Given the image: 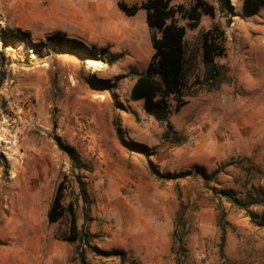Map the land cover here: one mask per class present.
I'll list each match as a JSON object with an SVG mask.
<instances>
[{
  "label": "rangeland",
  "instance_id": "rangeland-1",
  "mask_svg": "<svg viewBox=\"0 0 264 264\" xmlns=\"http://www.w3.org/2000/svg\"><path fill=\"white\" fill-rule=\"evenodd\" d=\"M70 1L101 7L105 21L134 34L142 53L111 56L108 45L103 54L97 48L88 54L80 41L18 30L0 13V264H83L79 253L84 264H121L113 251L129 259L125 264H264V229L220 193L231 191L241 201L264 197V6L250 16L240 0H229L225 12L217 0H204L215 16L202 15L195 29L177 14L193 70L198 36L214 25L225 32L226 53L216 60L219 84H194L172 114L165 140V124L130 94L153 51L145 48V10L128 16L119 3L145 0ZM170 1L184 10L195 2ZM46 28L83 35L59 21ZM49 37L76 54L56 52ZM65 146L79 163L71 162ZM194 166L222 172L207 186L191 174L159 181L149 168L177 175L193 173ZM59 183L64 206L74 207L86 235L83 243L61 240L66 218L48 222ZM81 183L97 198L90 205L81 200ZM251 209L264 217V206Z\"/></svg>",
  "mask_w": 264,
  "mask_h": 264
},
{
  "label": "trees",
  "instance_id": "trees-1",
  "mask_svg": "<svg viewBox=\"0 0 264 264\" xmlns=\"http://www.w3.org/2000/svg\"><path fill=\"white\" fill-rule=\"evenodd\" d=\"M217 2L222 12L231 9L229 0H217ZM240 2L244 13L250 16L257 15L264 6V0H240ZM119 6L130 16L135 15L138 9L145 10L146 24L152 34L151 45L153 53L145 71L136 76L131 88V95L135 100L142 101L143 109L148 115L159 123L165 124L166 130L162 138L168 140L173 129L170 118L173 113L178 112L186 104L185 97L191 96L190 90L194 88V84H200L210 89L215 88L219 84L221 72L216 60L224 57L226 53L225 32L221 26L214 25L200 33L198 36V66L196 70H193L191 53L186 43V28L177 22L176 16L177 14H182L188 20V26L191 29H195L198 27L202 15L215 16V7L213 5L206 3L204 0H195L192 7L184 10L181 7H173L170 0H145L140 6L128 7L123 3H120ZM227 24H230V22L227 21ZM49 40V45L56 52L76 54L73 47L62 48L55 37H49ZM87 51L90 54V50ZM99 52L103 54L105 50L102 49ZM95 58L93 55H87L86 60H94ZM200 65L203 67L201 72ZM200 74H202L201 77ZM190 78H194L193 84L189 81ZM2 83L3 78L0 76V87ZM121 143L126 147L134 148V146L124 141H121ZM64 148L71 162L79 163L75 150L68 146ZM149 168L152 176L159 181L182 179L191 174L207 186L214 182L218 174L222 172L221 168L208 172L203 166H194L193 173L189 171L170 175L159 173L153 167ZM79 191L83 203L90 205L91 199H88L86 185L81 183ZM220 193L230 205L244 211L252 223L264 229V217H260L251 209L253 206H264L263 196H256L252 199L241 201L231 191H222ZM62 198L63 184L59 183L47 211L48 222L55 223L66 218L67 230L61 240L71 244L83 243L86 235L81 234V230L78 228L74 207L71 204L64 206ZM85 214H88V208L85 210ZM112 254L121 257V264L129 261L122 252L113 251ZM79 256L84 264L83 254L79 253ZM130 264L137 263L131 260Z\"/></svg>",
  "mask_w": 264,
  "mask_h": 264
},
{
  "label": "crops",
  "instance_id": "crops-1",
  "mask_svg": "<svg viewBox=\"0 0 264 264\" xmlns=\"http://www.w3.org/2000/svg\"><path fill=\"white\" fill-rule=\"evenodd\" d=\"M120 10L124 12L121 8ZM0 13L7 24L14 26L18 30L31 31L44 36L60 34L67 37L68 40L80 41L89 50L97 48L100 51L110 45L109 53L111 56H115V54H119L122 51H128L135 58L142 53L140 52L141 50L139 51V42L130 30L119 28V26L115 27L114 23L105 21L106 17L103 16V9L88 1L77 5L70 0H0ZM103 19L104 21H102ZM54 21L75 27L83 35L68 34L60 30H47L46 26ZM151 35L149 30L150 45L145 47L147 51H153ZM102 36L106 38L99 41L98 38ZM132 99L136 101L133 97ZM87 194L92 203L94 202L93 199H97L96 197H91L88 191Z\"/></svg>",
  "mask_w": 264,
  "mask_h": 264
}]
</instances>
